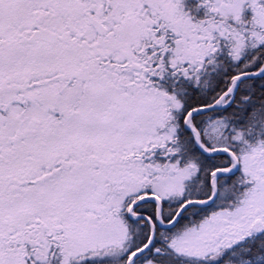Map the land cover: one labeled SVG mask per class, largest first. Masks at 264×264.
Listing matches in <instances>:
<instances>
[{"label":"snow or ice","instance_id":"6c2138e0","mask_svg":"<svg viewBox=\"0 0 264 264\" xmlns=\"http://www.w3.org/2000/svg\"><path fill=\"white\" fill-rule=\"evenodd\" d=\"M0 264H264V0H0Z\"/></svg>","mask_w":264,"mask_h":264}]
</instances>
